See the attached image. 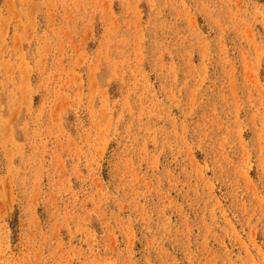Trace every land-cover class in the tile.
Here are the masks:
<instances>
[{
	"label": "rangeland",
	"instance_id": "1",
	"mask_svg": "<svg viewBox=\"0 0 264 264\" xmlns=\"http://www.w3.org/2000/svg\"><path fill=\"white\" fill-rule=\"evenodd\" d=\"M0 264H264V0H0Z\"/></svg>",
	"mask_w": 264,
	"mask_h": 264
}]
</instances>
